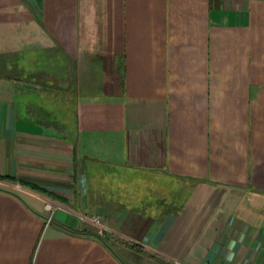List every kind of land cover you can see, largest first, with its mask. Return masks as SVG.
Masks as SVG:
<instances>
[{
    "label": "crops",
    "instance_id": "0c3cea01",
    "mask_svg": "<svg viewBox=\"0 0 264 264\" xmlns=\"http://www.w3.org/2000/svg\"><path fill=\"white\" fill-rule=\"evenodd\" d=\"M0 264H264V0H0Z\"/></svg>",
    "mask_w": 264,
    "mask_h": 264
},
{
    "label": "built area",
    "instance_id": "2783aa9c",
    "mask_svg": "<svg viewBox=\"0 0 264 264\" xmlns=\"http://www.w3.org/2000/svg\"><path fill=\"white\" fill-rule=\"evenodd\" d=\"M63 209L65 210L64 207H62L60 204L53 202V201H47L45 204V210L48 213V219H47V224H50L53 220V217L55 215V213L60 210ZM80 217V219H84V220H88L85 216L83 215H78ZM91 222L99 227L102 232L106 231L107 229L103 226L102 222L99 219H93L91 220Z\"/></svg>",
    "mask_w": 264,
    "mask_h": 264
}]
</instances>
